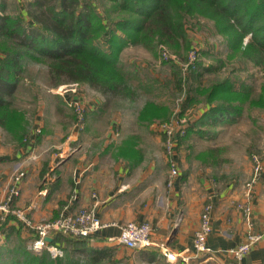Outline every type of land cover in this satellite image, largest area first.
Wrapping results in <instances>:
<instances>
[{
	"label": "trees",
	"instance_id": "trees-1",
	"mask_svg": "<svg viewBox=\"0 0 264 264\" xmlns=\"http://www.w3.org/2000/svg\"><path fill=\"white\" fill-rule=\"evenodd\" d=\"M6 7L7 0H0V125L19 142L26 127L20 124L23 115L8 97L25 70L26 60L44 64L52 85L87 83L103 96L106 107L110 102L138 107L141 97L155 98L160 88L155 79L144 81L129 69L119 53L130 44L147 49L164 44L180 60H188L192 41L187 24L193 20L192 25L208 23L222 35L230 51L228 58L239 56L264 68V0H28L15 12ZM224 63L218 59L217 66H212L194 60L192 73H198L199 68L210 71ZM193 89L194 97L187 103L199 98L206 103L205 109L178 138L200 132L196 128L199 124L233 121L252 91L246 83L236 85L226 77L212 78L206 84L196 82ZM152 98L138 113L146 118L166 117L168 108ZM249 105L264 106V85ZM215 152L207 149L199 156L213 164L217 161ZM90 238L56 232L50 241L62 250L56 257L45 247L33 251L26 241L17 242L0 250V264H115L112 249L93 246Z\"/></svg>",
	"mask_w": 264,
	"mask_h": 264
},
{
	"label": "crops",
	"instance_id": "crops-1",
	"mask_svg": "<svg viewBox=\"0 0 264 264\" xmlns=\"http://www.w3.org/2000/svg\"><path fill=\"white\" fill-rule=\"evenodd\" d=\"M105 107L100 93L90 101L88 120L81 131L88 132L87 137L80 133L79 138H37L33 127L29 141L23 143L0 137V203L17 187L10 209H23L33 221L92 207L101 226L89 235L90 243L111 248L115 264H264V240L254 244L239 261L227 251L244 239L246 231L242 214L234 206L242 198L243 181L229 178L216 183L210 172L196 167L192 155L184 159L178 175L168 185L166 158L155 157L136 126L129 122L137 107L128 109L130 129L121 132L120 138L113 133L124 130L120 114H115V120L111 118L118 127L111 119L107 124L96 123ZM77 139L80 143L76 145ZM126 139L128 148H117ZM69 144L77 148L69 149ZM86 144L92 146L84 150ZM19 171L24 173L15 179ZM206 202L212 205L211 231L206 238L208 249L199 254L193 250L192 240ZM251 218L255 231L264 229V171L254 186ZM128 220L150 223L147 245L129 248L119 243L120 226ZM56 232L49 236V242ZM33 238V231L11 212L0 210V250L6 242H28ZM168 254L172 257L167 258Z\"/></svg>",
	"mask_w": 264,
	"mask_h": 264
},
{
	"label": "rangeland",
	"instance_id": "rangeland-1",
	"mask_svg": "<svg viewBox=\"0 0 264 264\" xmlns=\"http://www.w3.org/2000/svg\"><path fill=\"white\" fill-rule=\"evenodd\" d=\"M27 1L7 0L6 9L15 12L19 7H25ZM100 6L98 8L102 10ZM192 23L194 21L190 20L187 24L189 37L192 41L188 60H180L177 54L164 44H157L153 49L130 44L119 53L122 63L129 69L135 71L144 81H147L148 78L155 79L160 88V94L157 97L152 98L151 95H145L144 98H140L139 105L133 112V120L131 116L129 122L131 126H136V132L143 136L142 140L149 144L151 147L149 151L152 150L155 157L159 155L166 158L165 163L168 171L171 166L166 156V135L161 130L163 125L170 126L177 137L175 150L178 171L182 168L184 159L194 155L197 160L194 162L196 167L199 166L210 172L212 180L216 183H223L225 179L229 178L234 179L235 182H244L252 173L254 156L260 158L264 165V106L249 105L252 99L258 97V92L264 85V68L251 61H243L239 56L228 58L230 51L228 52L222 35L215 33L208 23H195V25ZM245 40L243 39V42ZM218 59L225 62L221 67L210 71H202L199 68L198 73H192V61L199 60L205 65L217 66ZM46 71L44 64L26 60L25 70L15 84L13 94L8 97L12 107L23 115L20 124L26 127V134L24 133L20 143L29 141L32 127L37 138L45 136L57 139H67L70 136L79 138L81 134L83 137H87L88 132L84 130L81 133V131L88 120L89 103L98 98L99 92L87 83L81 82H63L52 85ZM215 77H226L236 85L244 82L252 87L251 94L244 101L243 109L235 115L231 122L216 125L199 124L196 127L200 131L199 134L196 132L191 135L190 133L189 137L178 138L181 129L189 126L206 105L199 98L190 104L187 103V99L194 97L195 83L206 84ZM149 98L162 102L168 108L166 117L146 118L143 114L138 113V109ZM76 104L81 107L82 116H79ZM130 106L134 105L110 102L102 110L103 112H99L100 117L96 123L107 124L111 118L115 120L113 118L115 114H120L118 116L121 117L124 130L120 128L113 132L115 138H120L121 132L130 129L127 119ZM81 118L82 120H80ZM113 120L112 122L118 127V124ZM132 121L142 125L132 124ZM95 130L97 131V129ZM0 137L4 141L19 142L2 125H0ZM128 139H132V137ZM128 139L118 143L117 148H128ZM118 141L120 140L118 139ZM79 143L78 139L75 140L76 145ZM151 144L153 147L150 146ZM76 145H74L75 148H77ZM88 145L92 146L86 144L84 150ZM74 146L69 144V149ZM207 149L216 150L217 161H213V164L210 163L211 160L206 161L202 156H199L200 152H205ZM192 160L188 161L192 162ZM15 244L16 241L6 242L2 246V250L12 248Z\"/></svg>",
	"mask_w": 264,
	"mask_h": 264
},
{
	"label": "built area",
	"instance_id": "built-area-1",
	"mask_svg": "<svg viewBox=\"0 0 264 264\" xmlns=\"http://www.w3.org/2000/svg\"><path fill=\"white\" fill-rule=\"evenodd\" d=\"M76 107L81 114V107L76 104ZM83 118V117H82ZM82 118L80 120H82ZM81 127V125H80ZM162 132L166 135L165 149L167 153V161L169 163L170 170L168 171L167 183L170 185L173 182L174 177L178 175L177 160H176V143L177 137L174 130L168 125H163ZM183 130L181 129L180 135ZM261 159L254 156V163L252 167V173L248 179L243 182L242 198L234 202L235 208H237L242 214V221L246 227L244 239L236 245L228 248V253L237 261L251 249V247L257 242L264 240V229L255 231L251 218V199L254 193V186L259 180L264 171V165L260 161ZM23 171H19L15 179H18L23 175ZM18 194L17 187H13L4 202L0 203V210L4 212H11L16 219H18L24 227L30 229L34 233V238L27 242V247L33 251H40L42 248H46L52 257L62 255L60 247L47 240V237L52 236V232H60L62 234L73 235H90L97 228L101 226V223L95 215L92 207H81L76 212H62L57 217L51 220L33 221L24 212L23 209H10V200L13 196ZM211 203L206 202L200 212L199 225L195 230L192 240V247L195 253H203L206 251V238L211 231L210 224V211ZM152 227L148 221H134L128 220L120 226V232L118 235L119 243L129 248H136L139 246L147 245L150 242V235ZM172 257L171 254L167 255Z\"/></svg>",
	"mask_w": 264,
	"mask_h": 264
},
{
	"label": "water",
	"instance_id": "water-1",
	"mask_svg": "<svg viewBox=\"0 0 264 264\" xmlns=\"http://www.w3.org/2000/svg\"><path fill=\"white\" fill-rule=\"evenodd\" d=\"M175 227L174 228H172V230H171V233H170V237L173 235V233H174V231H175ZM51 238L50 237H47V240H50Z\"/></svg>",
	"mask_w": 264,
	"mask_h": 264
}]
</instances>
